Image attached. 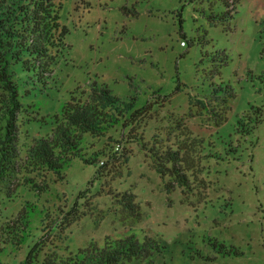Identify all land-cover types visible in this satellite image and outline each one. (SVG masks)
Segmentation results:
<instances>
[{
  "label": "rangeland",
  "instance_id": "1",
  "mask_svg": "<svg viewBox=\"0 0 264 264\" xmlns=\"http://www.w3.org/2000/svg\"><path fill=\"white\" fill-rule=\"evenodd\" d=\"M52 1L68 29L69 49L52 73L50 98L37 96L38 114L31 116L57 112L66 92L77 84L86 90L94 80L137 106L155 101L156 91L163 101L154 113L156 122L168 124L172 113L204 136L203 153L210 157L202 161L203 197L188 203L176 190L167 193L166 182L149 168L136 141L122 142L117 128L110 134L116 141L113 151L126 150H119L122 159L100 180L94 178L95 167L75 159L64 169L65 181L46 192L21 184L2 199L0 226L29 203L35 206L29 230L37 239L46 213L54 222L79 192L93 185L86 199L90 207L84 208L90 215L61 231L59 247L74 252L101 247L106 237L136 233L139 240L149 237L164 247L149 260L153 264H264V0H238L231 14L225 0ZM211 86L213 99L226 108V121L218 128L206 112L191 117L188 107L189 98L199 99ZM255 109L261 110L260 122L243 137L239 127L253 125ZM155 120L143 129L142 141L160 126ZM49 130L35 123L20 128L21 134L41 137ZM88 142L93 146L89 153L110 144ZM113 190L133 195L140 221L126 216ZM26 251V246L17 252L7 248L1 260L17 264Z\"/></svg>",
  "mask_w": 264,
  "mask_h": 264
},
{
  "label": "trees",
  "instance_id": "2",
  "mask_svg": "<svg viewBox=\"0 0 264 264\" xmlns=\"http://www.w3.org/2000/svg\"><path fill=\"white\" fill-rule=\"evenodd\" d=\"M237 2L225 0L228 14L235 10ZM209 19L213 21V15ZM67 33L68 29L60 24L59 6L52 0H0V201L8 199L21 184L41 194L49 186L64 182V169L75 159L95 167L94 178L100 180L115 161L122 159L119 150H126L118 147L115 152L111 146L116 141L110 134L118 128L122 142L136 141L149 168L166 182L167 193L176 190L184 201L189 203L194 198L200 203L204 188L202 161L210 157L203 153L204 136L195 134L172 113L168 124L163 120L156 122L155 114L163 103L156 91L155 101L137 106L134 99L123 101L94 80L86 90L77 84L66 92L67 98L57 112L37 119L31 116L38 114L37 96L50 98L52 73L68 54ZM209 88L201 91L199 99L189 98L188 107L193 112L191 117L206 112L212 117L213 128H218L226 121V108L213 99V87ZM55 91L59 92L57 88ZM255 111L253 125L246 126L243 122L239 127L243 137L260 122L261 110ZM153 120L160 126L155 127L148 141H142L143 129ZM31 123L49 126V133L42 137L31 136L27 131L21 134L20 128ZM88 139H104L110 144L89 153L93 146ZM127 161L125 157L122 164L126 169ZM92 186L79 192L54 222L46 213L38 230L43 234L37 239L29 230L35 207L29 203L0 226V264H4L1 255L7 248L17 252L23 246L27 251L17 264H153L149 260L164 247L149 237L139 240L136 233L118 239L106 237L101 247L74 252L59 247L63 240L61 231L90 215L84 208L90 207L86 199ZM112 195L127 217L140 221V206L134 204L132 194L113 190ZM31 239L34 241L29 246Z\"/></svg>",
  "mask_w": 264,
  "mask_h": 264
},
{
  "label": "built area",
  "instance_id": "3",
  "mask_svg": "<svg viewBox=\"0 0 264 264\" xmlns=\"http://www.w3.org/2000/svg\"><path fill=\"white\" fill-rule=\"evenodd\" d=\"M181 45H184V43H181ZM101 164V163H100Z\"/></svg>",
  "mask_w": 264,
  "mask_h": 264
}]
</instances>
